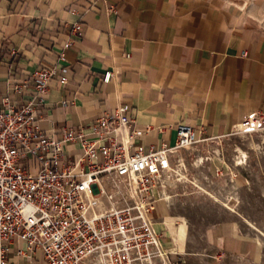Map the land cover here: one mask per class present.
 <instances>
[{
    "label": "crops",
    "instance_id": "1",
    "mask_svg": "<svg viewBox=\"0 0 264 264\" xmlns=\"http://www.w3.org/2000/svg\"><path fill=\"white\" fill-rule=\"evenodd\" d=\"M78 19L81 34L66 49L68 81L52 79L39 120L46 132L62 136L65 127L87 126L128 102L140 128L153 125L138 138L149 148L174 144L180 121L199 137L218 138L248 113H264V0H0V105L5 94L31 97L32 70L55 62ZM109 68L114 76L103 81ZM16 79L27 89L15 91ZM218 167L222 172L224 164L213 159L210 174H220ZM151 216L177 264H195L189 221L163 198ZM203 234L219 258L211 264L263 258L261 237L243 231L236 218L215 221ZM19 248L26 242L15 236L9 264H45L40 249L30 255Z\"/></svg>",
    "mask_w": 264,
    "mask_h": 264
},
{
    "label": "built area",
    "instance_id": "2",
    "mask_svg": "<svg viewBox=\"0 0 264 264\" xmlns=\"http://www.w3.org/2000/svg\"><path fill=\"white\" fill-rule=\"evenodd\" d=\"M78 19L53 64L31 72V97L5 94L0 105V264H9L13 238L26 242L20 254L42 251L45 264H177L162 244L151 212L164 198L183 164L179 150L212 138L199 137L193 125L176 124L174 144L146 148L131 104L119 103L87 126H67L62 136L40 125L52 79L68 81L66 49L81 34ZM246 51L243 50V54ZM130 56V52L125 53ZM106 69L103 81L114 76ZM15 91L27 85L16 79ZM264 129V113L252 111L230 134ZM70 143L78 144L74 152ZM218 173L221 172L219 167Z\"/></svg>",
    "mask_w": 264,
    "mask_h": 264
},
{
    "label": "rangeland",
    "instance_id": "3",
    "mask_svg": "<svg viewBox=\"0 0 264 264\" xmlns=\"http://www.w3.org/2000/svg\"><path fill=\"white\" fill-rule=\"evenodd\" d=\"M178 157L184 165L177 166L166 198L197 235L191 245L197 251L193 262L219 259L210 254L203 233L204 227L225 218L240 220L243 231L260 236L264 243V129L199 141L180 150ZM213 159L224 164L218 175L209 172ZM222 264L236 263L229 259ZM257 264H264V255Z\"/></svg>",
    "mask_w": 264,
    "mask_h": 264
},
{
    "label": "bare ground",
    "instance_id": "4",
    "mask_svg": "<svg viewBox=\"0 0 264 264\" xmlns=\"http://www.w3.org/2000/svg\"><path fill=\"white\" fill-rule=\"evenodd\" d=\"M165 197L163 198V201H165L167 198H166V194L164 195ZM168 219L170 220H173L174 218L172 216H169ZM169 221V220H168ZM172 227V226H171Z\"/></svg>",
    "mask_w": 264,
    "mask_h": 264
}]
</instances>
